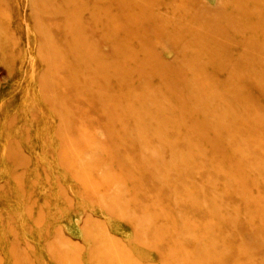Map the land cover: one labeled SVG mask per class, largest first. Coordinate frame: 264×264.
I'll return each mask as SVG.
<instances>
[{
  "label": "rangeland",
  "instance_id": "rangeland-1",
  "mask_svg": "<svg viewBox=\"0 0 264 264\" xmlns=\"http://www.w3.org/2000/svg\"><path fill=\"white\" fill-rule=\"evenodd\" d=\"M0 264H264V0H0Z\"/></svg>",
  "mask_w": 264,
  "mask_h": 264
},
{
  "label": "bare ground",
  "instance_id": "bare-ground-1",
  "mask_svg": "<svg viewBox=\"0 0 264 264\" xmlns=\"http://www.w3.org/2000/svg\"><path fill=\"white\" fill-rule=\"evenodd\" d=\"M121 0H119V2H120ZM120 15H122V17H124V18H127L128 20H130L131 22H136V23H140L142 20H143V18H138V14L137 13H130V12H125L124 11V9H121L120 10V13L117 15V16H120ZM78 47H80L79 45H78ZM131 56V55H130ZM132 58H134V57H132Z\"/></svg>",
  "mask_w": 264,
  "mask_h": 264
}]
</instances>
